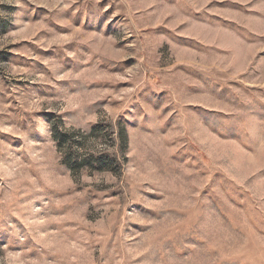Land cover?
<instances>
[{"label":"rangeland","instance_id":"obj_1","mask_svg":"<svg viewBox=\"0 0 264 264\" xmlns=\"http://www.w3.org/2000/svg\"><path fill=\"white\" fill-rule=\"evenodd\" d=\"M0 264H264V0H0Z\"/></svg>","mask_w":264,"mask_h":264}]
</instances>
